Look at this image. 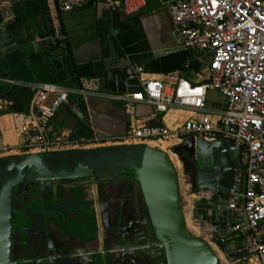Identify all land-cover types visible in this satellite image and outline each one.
<instances>
[{"label":"crops","instance_id":"0c3cea01","mask_svg":"<svg viewBox=\"0 0 264 264\" xmlns=\"http://www.w3.org/2000/svg\"><path fill=\"white\" fill-rule=\"evenodd\" d=\"M163 1L146 0L137 15L126 16L120 10L112 11L108 0H86L82 8L68 14L58 12L53 0L27 5L0 0V149L7 150L2 158L31 155L20 150L23 141L18 116L30 113L34 88L40 84L56 86L67 94L66 104L48 127L50 155L136 147L120 143L131 123L173 130L193 117L190 111L178 108L157 116L152 106L118 100L119 96L109 94L105 87L107 72H124L128 64L144 68L143 81L159 80L174 72L182 78L185 75L192 84L207 79L195 59L189 72H181L186 63L191 64L188 57L194 55L176 39ZM56 49L59 51L54 54ZM208 106L221 109L222 100ZM147 146L168 151V143ZM170 154L180 176L178 159ZM239 169H244L240 157ZM180 184L185 191L181 176ZM204 195L184 197L187 227L221 243L210 225L196 221L192 226L189 219L190 215L194 220L193 204ZM233 217L236 220V214ZM91 231V243H95V228ZM259 232L264 242V221ZM240 248L231 241L223 250L233 255Z\"/></svg>","mask_w":264,"mask_h":264},{"label":"water","instance_id":"95a60500","mask_svg":"<svg viewBox=\"0 0 264 264\" xmlns=\"http://www.w3.org/2000/svg\"><path fill=\"white\" fill-rule=\"evenodd\" d=\"M137 85L122 71L105 76L106 90L112 95L137 94ZM216 145L234 165L205 159L200 153L203 147ZM171 153L182 165L190 195L207 194L193 204L192 216L210 225L225 249L233 239L227 229L240 223L226 202L239 167V147L226 139L210 143L191 138ZM107 156H113L110 165ZM28 188L38 190L30 203L36 210L31 223L45 243L50 264H102L103 257L92 248L103 245V234H114L115 225L143 230V252L150 264H220L210 245L189 231L179 173L170 156L154 148L0 158V264H12L15 197L23 202ZM245 188L243 175L241 195ZM241 221L246 223L245 216ZM92 227L95 243H91ZM50 239L61 245L62 252L50 255Z\"/></svg>","mask_w":264,"mask_h":264},{"label":"built area","instance_id":"2783aa9c","mask_svg":"<svg viewBox=\"0 0 264 264\" xmlns=\"http://www.w3.org/2000/svg\"><path fill=\"white\" fill-rule=\"evenodd\" d=\"M53 1L62 14L86 3V0ZM108 4L112 11L135 16L146 0H108ZM162 6L169 14L176 39L202 66L207 82L192 84L178 72L159 80L143 81L140 77L144 68L128 64L123 74L126 80L137 81L139 92L118 95V100L152 106L157 116L178 108L190 111L193 117L173 130L164 125L131 123L120 143L137 142L141 146L136 147H143L163 142L168 143L167 150L171 151L192 138L207 142L226 139L238 146L240 166L244 169L237 171L226 202L227 210L240 220L227 229V234L241 248L231 255L217 244L207 243L220 264H264V242L259 232L264 221V0H165ZM184 67L188 68V63ZM211 90L221 97V109L208 106ZM66 102L67 94L56 86H35L30 113L18 116L22 152L46 154L52 150L48 127ZM6 153V149H0V158ZM243 175L246 188L241 195ZM241 216H245L246 223ZM193 221L196 222L195 218Z\"/></svg>","mask_w":264,"mask_h":264},{"label":"flooded vegetation","instance_id":"af4514ba","mask_svg":"<svg viewBox=\"0 0 264 264\" xmlns=\"http://www.w3.org/2000/svg\"><path fill=\"white\" fill-rule=\"evenodd\" d=\"M184 155L185 153L182 152L181 156L184 157ZM112 157H106L109 165L113 161ZM37 193L38 190L28 188L23 192V202L18 200L19 197H15L12 264H50L47 258L48 252L44 247L45 243H42V237L37 236V230L31 223V220L34 219L33 213L36 210L31 208L30 203L33 202V198ZM20 205H23V211L20 209ZM139 212V209H137L136 213ZM138 216H141V214L139 213ZM115 227L113 230L114 234L110 232L103 234V245L100 246L99 243H96V247L92 248V250H96L103 257L104 261L102 264H150L143 252V248L146 246L143 230L133 229V226L132 228L120 226V229L117 225ZM59 246L61 245L56 243L55 240L50 239V255H52V251L56 253L62 252L58 250L60 249Z\"/></svg>","mask_w":264,"mask_h":264},{"label":"rangeland","instance_id":"374dc122","mask_svg":"<svg viewBox=\"0 0 264 264\" xmlns=\"http://www.w3.org/2000/svg\"><path fill=\"white\" fill-rule=\"evenodd\" d=\"M208 99H209V104H212L213 102L215 101H218V100H221V97L215 92V91H209L208 92ZM208 104V105H209ZM128 146H141L139 143H133L131 145H128ZM143 147H148L147 145H142ZM161 152H164V151H161ZM166 154H168L169 156L171 155V151H167V152H164ZM200 153L202 154V156L205 158V159H214V158H217L219 159L220 161L226 163L227 165H234L235 164V161L232 160V158L226 154L223 150L220 149V147L218 145L214 146V147H203L201 150H200ZM172 157V156H171ZM175 159L177 160V158L175 157ZM177 162L180 164V176L183 180V183H184V186L187 188L185 189V191H182V195L183 197L185 198H188V196L190 195V187L188 186V183L186 181V179L184 178L183 174H182V165L181 163L177 160ZM189 219L190 221L192 222V226H195V222L193 221V219L191 218V216L189 215ZM189 231L194 234V236H196L197 238H200L208 243H215L219 246V248H222L221 244L219 242H217L215 239H211V238H208V236H206L205 234H202L200 232H196L194 229H190L188 227Z\"/></svg>","mask_w":264,"mask_h":264},{"label":"trees","instance_id":"16d2710c","mask_svg":"<svg viewBox=\"0 0 264 264\" xmlns=\"http://www.w3.org/2000/svg\"><path fill=\"white\" fill-rule=\"evenodd\" d=\"M33 1H35V0H33ZM33 1H30V2H25L24 4H26V5H27V4H30V3H32ZM194 59H195V58H194L193 56H191V57H188V59H187V60H189L191 64L188 66V68H182V69H181V72H182V71H183V72H189V69H191V66H192V64H193V63H194V61H195ZM183 78H184V79H187V77H186L185 75L183 76ZM205 82H207V80H206V79H205V80H203V81H201V82H199V84H200V83H205Z\"/></svg>","mask_w":264,"mask_h":264},{"label":"bare ground","instance_id":"6f19581e","mask_svg":"<svg viewBox=\"0 0 264 264\" xmlns=\"http://www.w3.org/2000/svg\"><path fill=\"white\" fill-rule=\"evenodd\" d=\"M150 144H155V143H150Z\"/></svg>","mask_w":264,"mask_h":264}]
</instances>
